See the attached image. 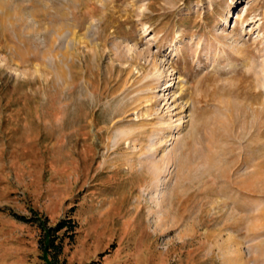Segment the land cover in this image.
<instances>
[{
    "label": "rangeland",
    "instance_id": "374dc122",
    "mask_svg": "<svg viewBox=\"0 0 264 264\" xmlns=\"http://www.w3.org/2000/svg\"><path fill=\"white\" fill-rule=\"evenodd\" d=\"M52 258L264 264V0H0V264Z\"/></svg>",
    "mask_w": 264,
    "mask_h": 264
},
{
    "label": "trees",
    "instance_id": "16d2710c",
    "mask_svg": "<svg viewBox=\"0 0 264 264\" xmlns=\"http://www.w3.org/2000/svg\"><path fill=\"white\" fill-rule=\"evenodd\" d=\"M25 218V217H21ZM76 224L75 222L70 218H65L63 220H60L56 226H48L43 227V236H42V243H43V250L45 253L49 252L51 250V254H60L62 251V239L64 236L71 237L74 233ZM59 231H62V233H58ZM47 262H45L46 264ZM49 264H61L55 262L54 258H52V261L49 262Z\"/></svg>",
    "mask_w": 264,
    "mask_h": 264
}]
</instances>
